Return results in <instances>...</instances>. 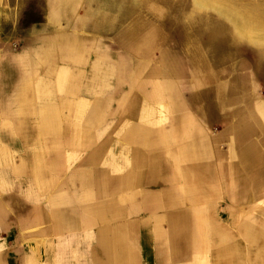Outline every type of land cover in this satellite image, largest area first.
<instances>
[{"label":"crops","instance_id":"0c3cea01","mask_svg":"<svg viewBox=\"0 0 264 264\" xmlns=\"http://www.w3.org/2000/svg\"><path fill=\"white\" fill-rule=\"evenodd\" d=\"M17 45L0 25V264H197L183 244L184 176L200 174L184 168V127L213 161L204 124L148 74L125 92L100 59Z\"/></svg>","mask_w":264,"mask_h":264},{"label":"rangeland","instance_id":"374dc122","mask_svg":"<svg viewBox=\"0 0 264 264\" xmlns=\"http://www.w3.org/2000/svg\"><path fill=\"white\" fill-rule=\"evenodd\" d=\"M56 2L58 7L53 9ZM184 12V1L173 6L160 0H131L110 8L104 0H0V25L15 46L37 39L46 55L50 50L56 54L60 48V55L66 57L62 53L65 43L78 40L85 48V56L109 64L114 86L125 92L138 88L154 66L161 67L164 50L169 49L181 58L175 81L178 98L188 113L185 120L195 119L204 124L217 152L209 166L214 175L206 184L207 197H189L184 185V252L191 255L189 259L196 254L197 264H230L229 259L236 253L231 249L238 247L243 255L244 250L251 248L239 224L242 214H251L254 206H264V187H256L254 204L243 206L237 199L244 190V186L238 185L243 177L231 167L233 142L224 137L227 125L218 115L204 112L188 85L186 71L193 68V39L184 24ZM237 51L236 64L222 72H235L241 62L251 63L257 90L264 97V62L258 49L242 43ZM224 63L221 59V66ZM189 176H184V183L196 178L193 173ZM221 240L227 248L216 255L214 249Z\"/></svg>","mask_w":264,"mask_h":264},{"label":"bare ground","instance_id":"6f19581e","mask_svg":"<svg viewBox=\"0 0 264 264\" xmlns=\"http://www.w3.org/2000/svg\"><path fill=\"white\" fill-rule=\"evenodd\" d=\"M104 1L107 7L117 8L131 0ZM160 1L173 6L184 1V24L193 39L190 52L193 68L186 71L189 73L188 85L204 112L218 115L227 125L224 137L233 142L231 167L243 177L238 185L244 186L241 187L244 190L237 199L243 206L254 204V192L264 187V97L262 91L257 90L258 81L252 73L251 63L241 62L235 72L223 73L222 69L236 64L237 49L242 43L256 47L264 62V0ZM52 7L56 9L58 3ZM62 53L66 57L81 58L85 57V48L78 40H71L65 43ZM221 59L225 60L222 66ZM181 62L176 53L166 49L162 53L161 67L154 66L148 74L153 79L152 89L171 95L174 107L182 103L175 81ZM200 131L196 124L184 127V168L187 173L193 169L200 173L195 179L185 181V189L192 198L207 197L206 184L214 174L209 168L212 146L198 139ZM254 207L251 214L243 212L239 226L251 243L252 264H264V206ZM226 248L221 240L214 251L218 255ZM230 251H235L240 258L238 247Z\"/></svg>","mask_w":264,"mask_h":264}]
</instances>
